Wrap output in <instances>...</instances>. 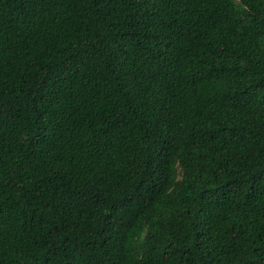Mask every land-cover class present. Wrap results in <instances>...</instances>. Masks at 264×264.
<instances>
[{
	"label": "trees",
	"instance_id": "16d2710c",
	"mask_svg": "<svg viewBox=\"0 0 264 264\" xmlns=\"http://www.w3.org/2000/svg\"><path fill=\"white\" fill-rule=\"evenodd\" d=\"M0 264H264V0H0Z\"/></svg>",
	"mask_w": 264,
	"mask_h": 264
},
{
	"label": "rangeland",
	"instance_id": "374dc122",
	"mask_svg": "<svg viewBox=\"0 0 264 264\" xmlns=\"http://www.w3.org/2000/svg\"><path fill=\"white\" fill-rule=\"evenodd\" d=\"M133 233L139 234V230L135 229Z\"/></svg>",
	"mask_w": 264,
	"mask_h": 264
}]
</instances>
